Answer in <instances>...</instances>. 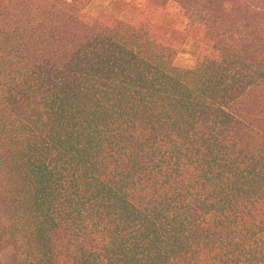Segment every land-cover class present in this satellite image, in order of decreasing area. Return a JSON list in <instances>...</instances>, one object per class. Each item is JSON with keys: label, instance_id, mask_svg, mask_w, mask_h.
I'll return each mask as SVG.
<instances>
[{"label": "trees", "instance_id": "obj_1", "mask_svg": "<svg viewBox=\"0 0 264 264\" xmlns=\"http://www.w3.org/2000/svg\"><path fill=\"white\" fill-rule=\"evenodd\" d=\"M94 2L0 0V264H264V0Z\"/></svg>", "mask_w": 264, "mask_h": 264}, {"label": "rangeland", "instance_id": "obj_2", "mask_svg": "<svg viewBox=\"0 0 264 264\" xmlns=\"http://www.w3.org/2000/svg\"><path fill=\"white\" fill-rule=\"evenodd\" d=\"M68 1H72V0H68ZM112 0H95V2L92 4V6H90V12L93 15H97L98 12L102 9L103 6H107ZM125 1H132V0H125ZM138 1H142V0H138ZM167 14L169 17H176L179 14V9L176 5L171 4L168 8ZM191 47L192 46H187L185 48V51L180 54L177 63L179 65H192L193 64V56L191 55Z\"/></svg>", "mask_w": 264, "mask_h": 264}]
</instances>
